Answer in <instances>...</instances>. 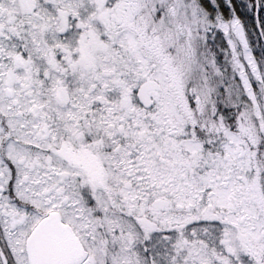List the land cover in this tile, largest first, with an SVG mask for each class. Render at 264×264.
<instances>
[{
    "label": "snow or ice",
    "instance_id": "1",
    "mask_svg": "<svg viewBox=\"0 0 264 264\" xmlns=\"http://www.w3.org/2000/svg\"><path fill=\"white\" fill-rule=\"evenodd\" d=\"M0 264H264V0H0Z\"/></svg>",
    "mask_w": 264,
    "mask_h": 264
}]
</instances>
